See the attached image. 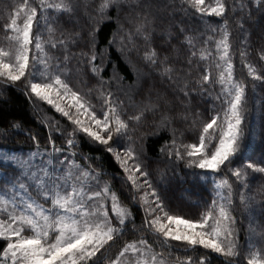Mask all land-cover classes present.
<instances>
[{"label":"snow or ice","instance_id":"obj_1","mask_svg":"<svg viewBox=\"0 0 264 264\" xmlns=\"http://www.w3.org/2000/svg\"><path fill=\"white\" fill-rule=\"evenodd\" d=\"M253 7L264 14V0L231 5L228 0H92L85 5L83 25L59 36L56 22L61 16L71 20L79 0H20L9 9L3 24L8 45L0 46V96L20 89L67 118L71 127L45 119L46 140L28 130L27 152L8 147L10 136L24 130L23 121L0 127V264H213V254L221 264H241V257L246 264H264V226L260 240L253 241L257 210L255 197L246 195L248 170L264 174V152L259 162L247 155L249 85L234 75L229 28L230 14L241 15L243 28V15L251 18ZM188 17H198L199 26H188ZM111 21L116 27L100 47L98 33ZM246 44L244 37L241 45ZM112 48L121 56L135 53L139 75L158 79L167 95L118 88L140 97L129 95V113L112 89L123 78L103 76ZM239 54L251 80L264 84V73L248 60L247 49L241 47ZM259 59L264 61V50ZM74 73L90 74L95 88L88 94L76 90L70 82ZM93 91L101 102L99 113ZM149 114L150 130L134 137ZM177 121L196 131L198 143L184 142ZM165 132L171 139L158 152L173 176L180 175L176 169L182 163L201 170L190 174L210 186V202H203L198 217L168 208V169L158 171L159 181L151 179L147 137ZM84 142L103 146L119 165V189L116 176L105 179L106 171L92 167L93 158L82 152ZM132 205L143 212L139 229ZM237 209L249 214L245 245L239 242ZM259 216L264 217V203ZM129 224L133 235L146 232L151 242L141 235L124 242L114 257L107 255L129 234Z\"/></svg>","mask_w":264,"mask_h":264},{"label":"trees","instance_id":"obj_2","mask_svg":"<svg viewBox=\"0 0 264 264\" xmlns=\"http://www.w3.org/2000/svg\"><path fill=\"white\" fill-rule=\"evenodd\" d=\"M19 2L20 0H0V46L2 47H7L8 45V41L5 39L3 24L7 18L9 9ZM91 2L92 0H79L80 8L71 20H69L67 16H61L55 24L56 34L59 36L61 32H64L65 35H67L73 31L74 28L81 27L86 18L85 5H89ZM206 2H211V0H206ZM228 2L231 5L233 0H228ZM236 2L239 3L240 0H236ZM245 3H247V0H245ZM88 10L90 11V8ZM253 12L254 14L251 18H248L246 13L243 15V28L239 26L241 15L239 13H237L236 16L230 14L229 28L231 31V40L234 51V75L239 79H244L249 85L247 127L251 131V136L247 140V155L251 156L254 161L259 162L261 153L264 152V145L261 144V132L262 129H264V110H262V107H264L262 106V101H264V84L251 80V77L247 74V69L241 63L239 54L240 48L245 47L248 51V60L256 66L258 71L264 73V61H260L259 59L261 50H264V14L256 12L254 7ZM112 15L114 16L115 13L113 12ZM208 19L215 21L217 18L211 17ZM198 20V17L195 20L188 17V26L198 27ZM115 27V21L107 22L101 26V30L98 33V46L103 47L106 44L107 40L111 38ZM244 37L247 38V44L241 45V39ZM53 51L59 54L57 50ZM110 52L111 58L106 62L103 76L106 80L114 74H118L123 78L122 84L117 85L116 83H113L112 89L124 102V106L129 113L133 111V109L129 107V95L133 96L136 100H139L140 97L137 96L135 92L125 95L124 91H116L118 88H122L126 91L132 87L140 91L143 95H147L149 91H152L153 95H155L156 92L167 95L165 92L167 86L162 84L158 79L150 78L146 74L143 77L139 75V72L142 70L140 68L139 57L136 56L135 53L129 57L128 55L121 56L115 48H112ZM72 67H75L74 63ZM70 82L76 90L84 94H88L89 89H94L96 85V81L91 78L90 74L77 75L74 73L70 77ZM253 83L256 85L255 93L252 91ZM90 98L92 103L96 105V110L99 113L101 102L96 99L95 91L92 92ZM0 100L8 101L6 104L0 105V127L3 126L5 121L11 120H21L24 125V130L21 131V134L10 136L13 143L8 147L11 149H18L27 152L32 147V141L29 139L28 130H30L31 133L38 135L41 141L46 140L49 130L44 126L43 122L45 119L57 120L61 126L68 127L69 129L71 127L67 118L56 113L49 105L42 101L35 100V98L30 99L28 96H25L20 89L12 88L3 96H0ZM201 107H203V104H201ZM152 120L153 117L149 114L148 122L145 123L138 132L133 134L134 137H138L141 132L149 131ZM176 126L180 131L184 132L183 139L185 143H198V135L195 130L187 128L186 125H181L179 121L176 122ZM56 135H58V133ZM165 139L170 140L171 134L165 132L161 133L160 136L147 137L146 163L149 165V168L153 173L151 179L154 182L159 181V176L157 175L158 171L168 169L165 184L168 189L166 193L168 208L172 212L182 215L185 218L198 217L202 210L203 202H210V186L190 174L192 172H200L201 170L186 169L183 167L182 163L176 169L180 175L178 177L173 176L169 162L166 158L161 157L158 152L159 147ZM3 143V141H0V144ZM82 152L93 158V168L97 170L103 169L109 174L108 177H105L106 179L111 176H116L117 180L113 181V184L117 189L121 187L119 178L122 170L119 169V165L113 158H111L110 154L104 151L103 146L84 142ZM16 154H19V152ZM248 171L249 187L246 190V195H252L255 197L254 207L257 210V221L253 225L256 228L257 234H254L252 239L253 241L258 242L260 240L258 233L261 226H264V217L259 216V204L264 203V174L253 173L251 170ZM179 198H181V201H179ZM236 202L239 203L238 196L236 197ZM125 203H127V201H125ZM132 208L135 214V224L137 229H139L143 218V212L142 210L138 211L137 206L135 205H132ZM235 214L240 221L239 242L241 245H245L249 235V214L248 212H242L240 209H237ZM127 231L129 234L123 237L118 244H114L107 255L114 257L118 252V249L123 246L124 242L137 239L141 235H144L150 242L152 240V237L146 232L142 233L139 230L133 235V226L131 224L128 225ZM203 251L204 250H201V252ZM213 258V264H221L222 258L215 257V254H213ZM240 260L241 264H246L245 258L241 257Z\"/></svg>","mask_w":264,"mask_h":264},{"label":"rangeland","instance_id":"obj_3","mask_svg":"<svg viewBox=\"0 0 264 264\" xmlns=\"http://www.w3.org/2000/svg\"><path fill=\"white\" fill-rule=\"evenodd\" d=\"M106 179V178H105ZM179 201H181V198H179Z\"/></svg>","mask_w":264,"mask_h":264}]
</instances>
